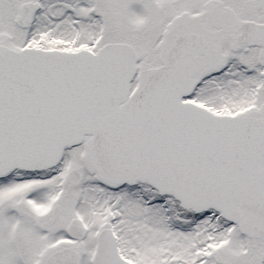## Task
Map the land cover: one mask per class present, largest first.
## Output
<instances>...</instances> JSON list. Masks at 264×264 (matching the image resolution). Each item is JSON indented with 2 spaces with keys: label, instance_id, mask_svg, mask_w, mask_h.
<instances>
[{
  "label": "snow or ice",
  "instance_id": "obj_1",
  "mask_svg": "<svg viewBox=\"0 0 264 264\" xmlns=\"http://www.w3.org/2000/svg\"><path fill=\"white\" fill-rule=\"evenodd\" d=\"M0 264H264V0H0Z\"/></svg>",
  "mask_w": 264,
  "mask_h": 264
}]
</instances>
